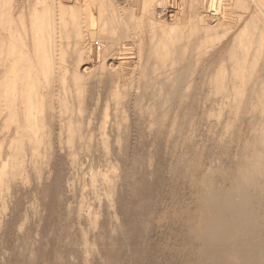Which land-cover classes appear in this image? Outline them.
<instances>
[{"label": "bare ground", "instance_id": "6f19581e", "mask_svg": "<svg viewBox=\"0 0 264 264\" xmlns=\"http://www.w3.org/2000/svg\"><path fill=\"white\" fill-rule=\"evenodd\" d=\"M124 2L122 4L118 0H0V186L6 188L19 178L18 176L25 177L26 180L30 169H39V165L51 156L55 122L58 124L55 136L59 146L65 141L70 149L75 148L76 142L83 143L87 150L94 144L107 147L105 149L106 160L109 161L107 168L110 167L114 172L113 174L110 171V174H113L110 178L114 177L118 171L115 174L114 169L117 168L115 164L119 163L109 159L108 147L111 140L109 130L115 131L113 137L115 143H121L122 134L119 130L123 124L125 126L129 115L126 105L128 101L125 99L131 93H136L134 107L140 114H147V128L151 130L158 116L162 125L166 120L169 106L175 99L168 93H171L172 91H169L174 90V87L177 89L175 84L181 79L180 76L186 75L187 72L188 78L184 79L186 81L183 85L184 91L189 90L192 86L191 76L197 66L200 64L207 66L218 61L222 67L218 66L216 69L215 65L213 72L204 70L203 83L211 84L213 97H219L217 106L214 107L215 112L211 111L216 121L221 120V116L227 112L222 137L226 139L225 133L236 124V121L241 125L247 118L248 122L253 123L250 124L251 127L241 142L236 156L235 172L233 171V175L229 177L228 186L210 185L204 191H197L195 194V210L187 219L188 224L193 225L189 229V238L194 245L193 252L203 260L201 264H264V246L259 241L262 226L258 223L261 217L264 228V212L260 215L261 207H258L264 206V36L261 33L264 34L263 0H236L235 6L237 4L244 12L235 15L237 21L232 23L233 27L229 25L235 18L230 15L233 11L229 12L230 9L226 11L221 2L219 6L217 3L211 5L212 0H185L184 4L177 6L178 8L169 9L176 17L171 18V22L167 21L168 23L150 21L154 16L153 8H156L154 0H141L138 16H134L136 12L129 10L131 6ZM49 8L52 10L51 14ZM57 10L64 14L61 15L62 24L55 22ZM127 12H131L130 15L126 16ZM184 15L190 20L183 21V17H186ZM136 17L139 21L135 20ZM90 26H96L98 31L95 41L90 36L93 43H98H94V47L98 49L95 53L97 63L95 69L86 67L88 52L91 50L88 51L87 40H90L86 39L87 33L84 34V31ZM58 27L62 29L58 30ZM125 37L131 43L129 47L125 46L127 41L122 40ZM190 58L193 62L188 64ZM107 59L110 63H106ZM93 63L96 67V63ZM186 65L189 66L188 70L183 69ZM107 73L116 75L115 85L109 92L116 100L112 116L109 114V106L105 104L103 107V116L95 134L90 126L94 121L92 117L94 112L90 111L88 117L84 118L85 96L87 86L93 77L97 76L96 80L100 85L102 77ZM143 90L152 92L147 100H144L141 94ZM111 100L113 102V99ZM98 102L96 95L95 105ZM174 114L171 132L178 120L177 114ZM211 114L208 115L211 117ZM83 121L87 125L84 129ZM192 133L194 132H191L194 137ZM190 138L193 139L192 136ZM3 146H6V150L2 155ZM107 172L109 173V170L106 172L98 170L96 175L110 182L112 179L108 177ZM35 173L37 174V171ZM21 179L19 181L23 182V178ZM38 180L40 181L39 178ZM92 181L94 180L91 179L90 182ZM107 192V195L104 194L106 192L103 193V197L107 200L109 198L108 204L114 208L112 200L114 195L111 197V190ZM1 194L0 192V196ZM99 197L101 198L98 196L94 199ZM99 200L97 203L101 205L102 201ZM85 201L82 196L81 204ZM88 210L86 213L91 212ZM113 215L117 217L115 210ZM85 237L88 238L87 235Z\"/></svg>", "mask_w": 264, "mask_h": 264}, {"label": "rangeland", "instance_id": "374dc122", "mask_svg": "<svg viewBox=\"0 0 264 264\" xmlns=\"http://www.w3.org/2000/svg\"><path fill=\"white\" fill-rule=\"evenodd\" d=\"M120 1L122 4L124 1V3H129L128 5L131 6L129 10H134L136 12L134 16H138L141 0H118V2ZM183 1L154 0L156 8L153 9L157 13L152 12V15L155 16L156 14L157 16L158 14V16H152L150 21L156 23L157 20L164 23L171 22L176 17L171 13V10L175 7L178 8L181 3L184 4L185 0ZM228 1L212 0L211 5L217 3L220 6L221 2L226 11L228 9H230L229 12L233 11L230 12L231 14L229 13L233 17L243 14L244 10L240 9L241 7L239 8L237 4L235 6L236 0ZM209 7L208 10L211 8ZM49 9V14H51L50 11L52 10ZM91 10L94 11L93 7H91ZM169 11L170 14H168ZM158 12H160V15ZM95 13L93 12V14ZM130 13L127 12L125 15L128 16ZM56 15L55 22L62 24L64 14L61 10H57ZM182 17L180 16V18ZM183 18L184 20L181 19V21L187 22V20H190L188 16ZM135 20H138L137 17ZM236 21L237 18L235 17L233 21L229 22L231 23L229 25L233 27L234 24L232 25V23ZM247 22L248 19L245 20V23ZM95 27H87L85 29L87 32L84 31V34L89 33L85 37L90 40H87L90 47H88V51L91 50V52H88L90 57L88 56L86 59L88 63L86 67L90 66V69L92 67V69L97 68L95 53L98 49L94 46L98 43H93L98 35V33L96 35L97 30ZM60 29L62 28L58 27V30ZM261 33L264 36L263 32ZM122 40L127 41V37ZM130 44L127 41L125 46L129 47ZM238 61L241 62L242 60ZM93 62L96 63V67L93 66ZM187 62L190 64L193 59L190 58ZM61 63L64 62L61 61ZM106 63H110L108 59ZM215 65L218 69L220 63L216 61L215 64L212 63L207 66L200 64L197 66L195 73L191 76L192 84L190 85L192 86L189 89L190 91L188 89L184 91L186 81L184 79L188 78L187 72L186 75L182 74L180 76L181 79L179 78L180 80L175 84L177 89L174 87V90H170L169 92H172L168 93L172 99L175 98L167 111L166 120L168 121L165 120L162 125L158 116L151 130L147 128V114H140L134 107L133 101H135L136 93H131V96L129 95L125 99V101H128L126 105L129 115L127 123H125V126L123 124L121 130H119L122 134L121 143H115L113 139L115 131L109 130V133H111L108 147L110 151L109 159L112 162L115 161L116 163L117 161L119 163V165L114 163L117 166L114 169L115 174L118 170L117 176L110 178L114 172L111 171L110 167L107 168L109 162L106 160L105 154L107 147L95 146L94 144L90 150H87L83 143L76 142L75 148L70 149L65 141L62 142V146H59L55 136L58 124L55 122L53 125L54 141L49 159H45L46 162H42L39 169H33L34 171L30 169L27 173L28 179L25 180V177L18 176L19 178L12 181L6 188L0 186V192L2 193L0 196V264H201L203 260L193 252L194 245L191 244L189 238V229L193 225L187 222L188 217L195 210V194L204 191L210 185L223 186L225 184V186H228L229 177L233 175L232 172L235 170L236 156L240 150L241 142L246 131L251 127L250 124L253 123L252 121L248 122L247 118L241 125L236 121V124L225 133L224 137L226 139L222 137L227 112L225 111L221 116V120L216 121L217 119L211 114V111L216 108L219 97L214 96L216 99L213 97L214 93L210 90L211 84L203 83L205 82L203 81V73L205 71H215ZM183 69L188 70L189 66L186 65V68ZM96 78L95 75L87 86L86 102L84 103L85 119L90 111L94 112L92 116L94 121L90 126L95 134H97L98 123L102 118L101 116H103V107L107 104L108 109H110L109 114L112 116V109L116 100L109 93L115 85L116 75L104 74L100 85H98ZM141 94L144 100H147L152 92L143 90ZM96 95L99 100L98 106L94 103ZM181 96H185V98ZM209 97L212 98L209 99ZM111 99H113V102ZM109 100L111 101L109 102ZM184 100L187 102H180ZM206 100L208 103H206ZM191 103L193 106H191ZM212 103H215V105ZM94 106H96L95 111L93 110ZM174 113L177 114L178 120L174 132H171V121L175 115ZM208 114L212 116L210 117ZM82 126L84 129L87 126L86 122L83 121ZM146 128L148 131H146ZM191 132H194L192 133L194 137ZM118 143L119 146H117ZM5 150L6 146H3L2 155ZM89 168L93 172L88 170ZM98 170L99 172L100 170L101 172L109 170V173L106 174L112 180L109 182L107 179L97 177ZM110 171L113 174H110ZM21 178H23V182L19 181V179L22 180ZM91 179L94 181L90 182ZM69 180L74 181L73 184L71 182L70 184ZM93 182L94 184H92ZM95 184H97L96 187ZM81 186L83 187L81 188ZM91 186L92 193L90 191ZM93 188L97 189L93 191ZM107 190H111V197L114 195L112 197L114 208L108 204L109 198L107 197V200L103 197L104 192L107 195ZM112 191H115L114 194ZM94 192L101 198L94 199L98 197L94 195ZM101 192L102 194H100ZM82 196L86 199L84 204H81ZM99 199H102V202ZM98 200L101 205L97 203ZM2 202L5 204L4 206ZM78 207L82 209L79 210ZM258 207H261L259 210L261 215L264 212V206ZM86 209L89 214L91 213L90 215L86 213ZM96 209H100V211ZM113 210L117 212V217H114ZM258 223L262 226L260 230L264 232L261 217ZM88 224H91V226ZM261 231H259V241L264 246V234ZM86 235L88 238L85 237Z\"/></svg>", "mask_w": 264, "mask_h": 264}]
</instances>
